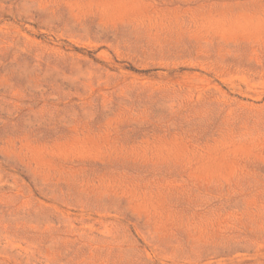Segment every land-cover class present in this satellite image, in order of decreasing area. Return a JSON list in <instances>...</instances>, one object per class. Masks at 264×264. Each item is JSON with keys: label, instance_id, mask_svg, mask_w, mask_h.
<instances>
[{"label": "rangeland", "instance_id": "374dc122", "mask_svg": "<svg viewBox=\"0 0 264 264\" xmlns=\"http://www.w3.org/2000/svg\"><path fill=\"white\" fill-rule=\"evenodd\" d=\"M0 264H264V0H0Z\"/></svg>", "mask_w": 264, "mask_h": 264}]
</instances>
